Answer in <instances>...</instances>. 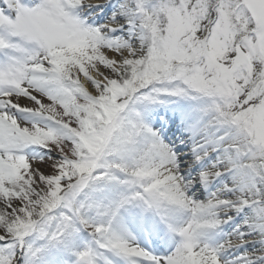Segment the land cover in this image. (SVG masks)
I'll return each instance as SVG.
<instances>
[{"label":"snow or ice","instance_id":"1","mask_svg":"<svg viewBox=\"0 0 264 264\" xmlns=\"http://www.w3.org/2000/svg\"><path fill=\"white\" fill-rule=\"evenodd\" d=\"M0 264H264V0H0Z\"/></svg>","mask_w":264,"mask_h":264}]
</instances>
